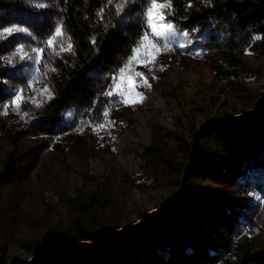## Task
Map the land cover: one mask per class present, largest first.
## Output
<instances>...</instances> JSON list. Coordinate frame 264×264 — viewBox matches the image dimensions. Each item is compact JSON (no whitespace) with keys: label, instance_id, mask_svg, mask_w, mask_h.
Here are the masks:
<instances>
[{"label":"rangeland","instance_id":"374dc122","mask_svg":"<svg viewBox=\"0 0 264 264\" xmlns=\"http://www.w3.org/2000/svg\"><path fill=\"white\" fill-rule=\"evenodd\" d=\"M59 2L0 0V31L10 27L26 30L0 39L1 82L8 97L0 104L8 109L7 115L0 114V171L11 150L15 163L12 181L0 186V261L29 264L33 251L21 243L33 248L50 237V228L57 227L69 247L61 253L55 246L59 264H176L179 247L167 229L178 210L172 204L183 174L153 164L145 148L152 144L154 127L161 134L170 131L172 135L155 146L179 165L191 131L213 122L235 125L247 121L264 94V36L254 34L243 43L245 70L227 83L212 67L214 52L206 51L184 31L173 33L168 43L174 50L161 54L152 71L135 68L148 77L151 87L138 89L144 94L143 103L126 106L119 102L120 96L104 93L112 89L113 78L137 44L129 57L88 74L95 97L109 99L103 113L110 110L112 124L97 133L94 126L103 123L104 116L90 117L94 99L70 103L52 120L43 117L53 96L54 75L71 64L72 53L53 55L46 43L57 27H63L70 37ZM120 2L102 0L96 15L104 28L117 32L137 26L143 33L148 31L144 23L147 0H129L118 14ZM78 14L83 15L84 8ZM21 46L34 58L33 48L44 49L43 60L20 59L16 50ZM45 86L51 89V98L39 95ZM21 90L40 106L26 102L17 114L12 100ZM246 154L241 164L232 163L230 176L203 183L205 190L227 201L236 234L227 249L211 248L207 252L212 257L199 256V264H230L240 242L252 252L264 247V143L257 153ZM99 187L110 193L114 206L100 217L101 240L91 241L72 231L73 216L65 199Z\"/></svg>","mask_w":264,"mask_h":264},{"label":"trees","instance_id":"16d2710c","mask_svg":"<svg viewBox=\"0 0 264 264\" xmlns=\"http://www.w3.org/2000/svg\"><path fill=\"white\" fill-rule=\"evenodd\" d=\"M101 5L102 0L59 2L74 52H71L70 66L60 67L53 77V96L43 114L47 120L56 118L70 103L91 99L94 101L90 117H100L109 99L103 95L95 97L88 74L115 65L121 57H129L142 37L143 31L137 26L117 32L105 29L96 15ZM83 8L84 14H78ZM167 22L173 25L174 33L184 31L206 51L214 52L213 69L231 83L245 70L241 58L243 43L254 34L264 36V0H172V14ZM2 78L0 70V104L8 98ZM153 130L152 144L145 148L152 163L170 170L179 169L178 173L183 174L180 192L172 204V207L177 205L178 210L172 214L167 229L168 237L179 247L176 264H199V256L212 257L207 252L211 248L227 249V243L236 234L227 201L205 190L203 183L230 176L232 163L241 164L247 159L246 152L257 153L261 148L264 143V94L244 123L213 122L191 131V140L185 147L187 153L179 165L164 157L163 150L155 146L162 138L171 136V132L165 130L161 134L159 127ZM14 167V151L11 150L0 171V186L12 181ZM65 202L73 216L72 231L81 238L100 241L103 235L100 217L114 206V199L105 187L77 192ZM49 232L50 237L35 243L33 248L27 242L21 243L23 248L33 251L29 264H59L55 246L62 250L61 253L69 249L61 229L50 228ZM0 264L3 263L0 261ZM230 264H264V247L252 252L243 242L238 243Z\"/></svg>","mask_w":264,"mask_h":264},{"label":"snow or ice","instance_id":"6c2138e0","mask_svg":"<svg viewBox=\"0 0 264 264\" xmlns=\"http://www.w3.org/2000/svg\"><path fill=\"white\" fill-rule=\"evenodd\" d=\"M109 3L112 0H108ZM129 3V0H121L119 5L116 7V11L119 14L124 11V8ZM103 9L100 10L101 18ZM172 14V0H147L146 10H145V26L148 31L142 34L141 40L138 43L137 48L134 50L132 56L127 61L126 65L121 68L118 77H114V84L110 91L104 93L107 96H120V103L126 106H135L138 103H143L144 94L138 89L140 87L150 88L151 84L148 82V77L139 71H135L138 66H143L152 71L155 67L158 57L165 51H173L169 47V37L174 33L175 29L171 23L167 22V17ZM23 28L10 27L0 31V39H6L15 32H24ZM187 36V33H184ZM259 39V37H257ZM48 47L52 50L53 55L59 56L63 52H74L73 45L71 43V37H66L63 27H57L54 29L53 35L47 40ZM95 43V40H93ZM183 47V45H181ZM36 53V57L28 55L23 46L16 50V55L20 59L33 60L38 63L44 58V49L31 50ZM250 54V53H249ZM11 62V60L9 61ZM55 71V69H51ZM163 71V67L160 68ZM139 78V79H137ZM153 79L156 77L153 76ZM125 80L127 82V87H125ZM39 79L35 83H39ZM33 91L37 89L32 85ZM40 96H47L51 98V89L47 86L39 90ZM26 102H31L36 104L37 107L40 106L36 98H25L23 90H21L12 100V106L15 107L17 114L21 113L22 105ZM0 114L7 115V107L0 108ZM23 116H27V113H23ZM104 122L94 126V131L99 133L100 130L106 129L112 124L109 119L110 110L103 113Z\"/></svg>","mask_w":264,"mask_h":264}]
</instances>
